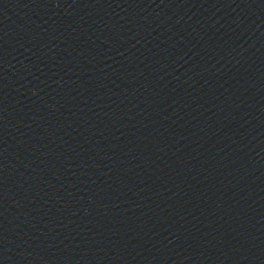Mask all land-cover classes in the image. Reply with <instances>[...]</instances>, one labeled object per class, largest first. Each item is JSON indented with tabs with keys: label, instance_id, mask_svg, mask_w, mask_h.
Returning <instances> with one entry per match:
<instances>
[{
	"label": "water",
	"instance_id": "water-1",
	"mask_svg": "<svg viewBox=\"0 0 264 264\" xmlns=\"http://www.w3.org/2000/svg\"><path fill=\"white\" fill-rule=\"evenodd\" d=\"M0 264H264V0H0Z\"/></svg>",
	"mask_w": 264,
	"mask_h": 264
}]
</instances>
